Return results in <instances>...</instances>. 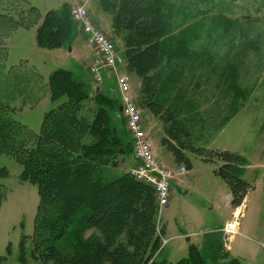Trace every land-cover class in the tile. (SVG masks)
Here are the masks:
<instances>
[{
	"label": "rangeland",
	"instance_id": "obj_1",
	"mask_svg": "<svg viewBox=\"0 0 264 264\" xmlns=\"http://www.w3.org/2000/svg\"><path fill=\"white\" fill-rule=\"evenodd\" d=\"M24 2L35 6L42 14L64 3L85 5L94 25L113 43L117 72L127 77L129 93L139 110L141 128L153 157L176 178L171 181L165 205H159L155 193L158 210L155 231L161 239L155 264L173 263L186 257L191 244L206 257L209 241L217 247L224 245L225 248L227 244L226 260L235 257L242 264H264V0H167L173 6L171 33L188 39L193 52L191 62L196 60L193 66L192 63L186 65L177 85L166 91L158 87L155 91L153 97L158 100L159 112L170 110L172 114V120L165 122L137 103L140 80L125 70L121 39L113 35L110 15L97 0H0V13L25 8ZM215 16L223 19V24L216 28ZM77 27L82 32V28ZM3 43L8 67L23 65L44 79L56 68L71 70L78 79H94L93 72L92 76L88 72L98 53L96 48L86 46L82 33L75 32L70 49L68 45L38 48L35 27L18 26ZM89 50L93 55L91 61L86 58ZM79 58L86 70L84 75L77 71ZM227 64L235 65L237 71L230 79L222 80L220 74ZM98 73L101 81L97 85L108 95L117 94L121 100L117 76L103 65ZM231 83L233 90L228 89ZM36 84L40 85L37 81ZM237 84L241 93L236 94L234 103ZM19 100L12 103V108H19L13 118L33 132H38L44 112L61 102L51 101L44 87L40 93H29L21 106ZM90 106L94 107L91 103ZM162 136L166 143L161 142ZM176 146L178 153L174 150ZM219 151L235 152L246 159L239 177L249 187L236 207L238 210L231 202L227 183L215 173L223 163L217 156ZM165 153L172 159L166 162L167 165L155 156L166 159ZM132 154L134 157V149ZM122 157L125 161H134L129 151ZM184 158L189 160V167ZM139 165L136 160L131 168H139ZM0 167L8 170L7 177L0 179L5 189V198L0 205V264H21L18 254L22 235L28 237L25 239L27 264H41L31 254L30 241L38 201L36 185L19 178L22 165L12 155L0 154ZM126 167V162L106 166L103 174L111 179L122 175ZM225 220H235L238 232L229 237L224 234L221 229ZM91 233L98 234L90 228L85 236ZM117 240L123 241V235Z\"/></svg>",
	"mask_w": 264,
	"mask_h": 264
},
{
	"label": "trees",
	"instance_id": "obj_2",
	"mask_svg": "<svg viewBox=\"0 0 264 264\" xmlns=\"http://www.w3.org/2000/svg\"><path fill=\"white\" fill-rule=\"evenodd\" d=\"M97 4L109 13L113 35L121 39L125 70L140 80L137 103L162 122L172 120L170 110L159 112L154 94L158 87L166 91L181 81L193 53L187 38L171 33L173 6L167 0H97ZM13 11L0 13V154L12 155L22 165L19 178L37 188L30 236L33 258L41 264H155L161 239L155 231L153 186L128 171L111 179L103 174L104 167L119 165L122 156L133 150L119 111L120 98L103 92L92 77L78 79L65 68L53 69L44 79L23 65H6L3 40L18 26L35 27L38 48L70 45L79 25L70 14V4L43 14L26 3ZM214 18V28L223 24L221 17ZM235 71V65L227 64L220 79H230ZM88 73L92 76L91 69ZM43 87L51 101L61 102L44 112L38 132H33L13 118L19 108H12V103L20 99L23 105L29 93H40ZM228 89L233 90L232 83ZM240 90L237 84L234 103ZM165 141L162 136L161 142ZM174 150L179 151L177 146ZM217 156L223 163L215 173L227 183L237 207L249 187L239 177L246 159L230 151H219ZM184 162L189 167L187 158ZM7 175L6 167H0V179ZM4 198L0 183V205ZM90 228L98 234L85 236ZM121 235L124 240L118 241ZM27 238L22 235L19 242L21 264H27ZM207 245L206 257L191 244L186 257L159 264H242L235 257L224 259L228 251L224 245L217 247L212 241Z\"/></svg>",
	"mask_w": 264,
	"mask_h": 264
},
{
	"label": "built area",
	"instance_id": "obj_3",
	"mask_svg": "<svg viewBox=\"0 0 264 264\" xmlns=\"http://www.w3.org/2000/svg\"><path fill=\"white\" fill-rule=\"evenodd\" d=\"M70 14L75 22L82 28L85 34L87 47H94L97 50L98 57L95 64L91 66L96 82L101 81L98 73L100 66L103 65L110 69L117 77V85L121 96L122 113L126 119L127 129L131 133L133 140L134 156L139 161V168H132L131 175L154 187L159 205L163 206L168 202L170 180L175 178V174L157 164L149 145L145 139L141 128L140 113L135 105L131 92L129 93V84L125 75L119 74L116 67V57L113 43L100 31L89 16L85 5H70ZM183 171V168L180 169ZM236 222L230 221L225 224L222 231L226 234L236 233ZM165 242V240H164Z\"/></svg>",
	"mask_w": 264,
	"mask_h": 264
},
{
	"label": "crops",
	"instance_id": "obj_4",
	"mask_svg": "<svg viewBox=\"0 0 264 264\" xmlns=\"http://www.w3.org/2000/svg\"><path fill=\"white\" fill-rule=\"evenodd\" d=\"M82 2V1H81ZM70 4V3H69ZM79 33H81V32H79L78 31V34ZM87 56H86V58L88 57V60L89 61H91V59H92V57H93V55L90 53V50H89V52L86 54ZM82 56V55H81ZM83 58V57H82ZM85 58V59H86ZM82 59H80L79 58V60H78V65H77V71L81 74V75H84V73H86V70H85V68H83L82 66H81V64H83L82 63ZM84 61H86V60H84ZM101 89V88H100ZM102 90V89H101ZM103 91V90H102ZM160 148H164L162 145H161V147ZM159 148V149H160ZM130 154L132 155V158H133V160L134 161H131V160H124V161H122L123 162V164H124V162H126L127 163V167L125 168V170L124 171H126L127 169H130L131 168V166H133L134 164H136V160H135V158L133 157V154H132V152H130ZM165 155L167 156V158L165 159H162L161 158V156L159 157L157 154H155V156H156V158L160 161V162H162V163H165L166 164V162H169L170 160H172L170 157H168V154L167 153H165ZM170 164V163H169ZM167 165V164H166ZM171 186V185H170ZM237 209V208H236ZM234 211V210H233ZM229 220H225V223H227ZM224 223V224H225ZM225 249L227 250L228 249V246H227V244H225Z\"/></svg>",
	"mask_w": 264,
	"mask_h": 264
},
{
	"label": "water",
	"instance_id": "obj_5",
	"mask_svg": "<svg viewBox=\"0 0 264 264\" xmlns=\"http://www.w3.org/2000/svg\"><path fill=\"white\" fill-rule=\"evenodd\" d=\"M68 49H70V46L68 45ZM122 109H121V107H119V111H121Z\"/></svg>",
	"mask_w": 264,
	"mask_h": 264
},
{
	"label": "bare ground",
	"instance_id": "obj_6",
	"mask_svg": "<svg viewBox=\"0 0 264 264\" xmlns=\"http://www.w3.org/2000/svg\"><path fill=\"white\" fill-rule=\"evenodd\" d=\"M238 209H239V208H238ZM238 209H237V210H238Z\"/></svg>",
	"mask_w": 264,
	"mask_h": 264
}]
</instances>
